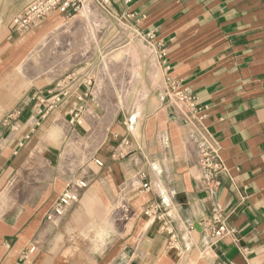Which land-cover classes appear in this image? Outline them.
Here are the masks:
<instances>
[{
    "label": "crops",
    "instance_id": "obj_1",
    "mask_svg": "<svg viewBox=\"0 0 264 264\" xmlns=\"http://www.w3.org/2000/svg\"><path fill=\"white\" fill-rule=\"evenodd\" d=\"M33 1L0 0V264H264V0H114L113 15L90 4L64 30L75 50L44 81L16 69L24 33L12 18ZM59 21L70 22L51 14L32 36ZM149 32L167 48L166 69ZM96 47L127 57L100 70ZM72 71L97 79L93 94L83 85V101L36 111L34 94L50 96ZM166 76L200 98L226 167L216 198L232 235L214 247L195 136L165 98ZM81 104L85 121L71 125ZM80 179L78 201L48 220ZM149 205L172 220V240Z\"/></svg>",
    "mask_w": 264,
    "mask_h": 264
},
{
    "label": "built area",
    "instance_id": "obj_2",
    "mask_svg": "<svg viewBox=\"0 0 264 264\" xmlns=\"http://www.w3.org/2000/svg\"><path fill=\"white\" fill-rule=\"evenodd\" d=\"M113 2L114 0H34L12 18V25L16 31L24 33L37 26L51 14H58L65 21H70L90 4H95L106 14L113 15ZM145 41L158 58L161 67L168 68L166 46L161 42H156L152 32L146 34ZM102 56L104 58V55ZM165 80L167 87L166 100L176 109L185 125L190 127L191 134L195 136L201 168L200 179L204 188L208 191L206 201L210 206L209 215L204 219L203 226L205 234L209 238L210 247H214L219 240L232 235L228 224L230 212L225 211L216 198V192L221 186V174L226 170V167L220 155V147L204 122L207 112L205 106L200 102V98L191 86L186 85L182 80L169 76H166ZM96 82L97 79L90 72H68L56 81L54 90L49 91L50 96H45L44 92L40 90L34 94L37 100L34 108L40 114L46 115L70 96H76L78 101H83L86 94H82L80 88L83 85L89 86V94L92 95ZM43 105H45V109ZM86 111L85 104L75 108L72 111L70 124H83ZM122 155L123 153H119L120 157ZM95 162L99 166L103 165L101 160L96 159ZM87 185L88 182L83 179L68 184L58 201L50 209L47 219L57 221L62 218L72 204L78 201L80 191L86 188ZM144 187L149 188L150 186L145 184ZM145 214L155 220H162V229L169 233L171 240L175 237L172 220L167 218L168 215L161 211L159 205H149L145 210ZM34 250L35 248H31L30 252Z\"/></svg>",
    "mask_w": 264,
    "mask_h": 264
},
{
    "label": "rangeland",
    "instance_id": "obj_3",
    "mask_svg": "<svg viewBox=\"0 0 264 264\" xmlns=\"http://www.w3.org/2000/svg\"><path fill=\"white\" fill-rule=\"evenodd\" d=\"M72 23L73 21L67 24L63 21H59L57 28H53L50 35L44 34L40 38L32 36L31 31L33 29L24 32L22 36L17 35L19 38V51L17 56L22 57V61L18 63L16 69L20 70V72L28 73L30 78L34 81L41 79L44 81L46 77L52 79L56 78L57 71H60L62 65V62L60 60L58 61L56 56H70V53H64V51L71 49L70 51L73 52L75 50V48L70 45L71 41L74 39L64 31L67 30ZM93 51L96 65L100 70H102V66L104 67L108 64V60L114 58L116 61H119L127 57V52L124 49H120L110 55H107V53L102 54L97 47ZM102 55H104V58Z\"/></svg>",
    "mask_w": 264,
    "mask_h": 264
}]
</instances>
